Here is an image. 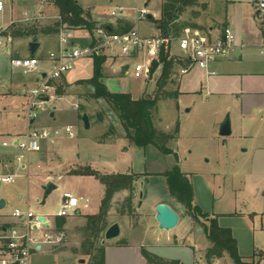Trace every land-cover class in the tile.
Here are the masks:
<instances>
[{"label": "rangeland", "instance_id": "374dc122", "mask_svg": "<svg viewBox=\"0 0 264 264\" xmlns=\"http://www.w3.org/2000/svg\"><path fill=\"white\" fill-rule=\"evenodd\" d=\"M78 1L86 9L107 13L115 2L126 0H114V3L110 0ZM200 1L202 4L206 0ZM15 2L20 6L21 0H15ZM151 7H155V16H160L162 1L152 0ZM201 8V6L188 8L184 17L192 19V9ZM206 15L208 17L205 19L201 17L199 21L206 25L212 24L213 13L210 11ZM146 24L144 23L143 26ZM51 39L54 40L52 43L57 40L56 36H52ZM174 48L177 50L176 47ZM49 50L50 47L42 41L38 51L48 53ZM135 60H130L132 65ZM73 73L69 74L68 80L66 78L59 80V85H63V93L55 91L54 98L50 103L48 102L49 104L47 103L45 110L40 113L32 127L60 128L72 125L74 128L75 137L63 135L60 138L48 140L41 153L40 161L43 168L41 174L48 175V169H55L50 180L54 181L58 178V189L46 198L45 205H41L44 200V189L41 184L33 182L28 192L25 176L18 177L13 183H3L0 194L4 197L0 199V202L6 201L1 208L7 218L16 221V218L12 216L16 208L21 210L31 208L37 214L47 213L56 216L64 191H71L78 197H88L91 200L89 208L79 214L67 216L66 238L57 247L67 250V255L71 256L67 260L71 264H89L90 254L86 253L82 246L85 241L83 226L87 220L86 214H96L99 211L104 186L95 176L75 175L71 171L88 164L101 173L128 171L147 173L148 175L138 182L134 202L137 212L134 217L118 213V202L127 196V191L117 193L113 199L107 221L110 225L113 220L119 223L120 236L104 242L105 230L97 239H91L95 240L97 245L118 244L119 240L125 239L130 243H142L162 254L161 256L178 258L192 264H207L205 253L211 246L204 231L207 220L203 217L193 219L186 207L171 197L167 190L166 177L163 173L171 170L178 162L193 183L195 203L211 216L216 215L222 218L223 226H234L240 254L248 256L245 257V261L264 264V160L257 159L251 150L243 151L250 144L249 138L239 137L236 133L221 136L220 125H215L214 128L212 124L215 116L224 120L229 115L233 122V103L225 100L224 104L222 103L223 106L220 104L218 107L220 110L218 109L215 115L207 110L206 106L205 108L201 106L205 110L195 107L193 111L186 113L189 105L185 107L184 104L189 103V99L183 98L184 103L182 102L180 107H178L177 98L159 101L154 118L156 127L165 132H173L178 121L180 128L181 125L184 127L178 139L168 143V146L177 152L179 156L177 161L174 154H165L154 145L146 149L130 145L124 136L121 121L111 106L104 99L87 98L93 91V87L79 82L92 76L93 60L91 58L76 61ZM159 74L160 71L156 74L151 72V76L146 80L144 77L137 78L132 73L124 74L117 66L111 67L107 63L104 64L103 81L111 91L131 92L138 98L155 93ZM16 90L17 87L14 88L15 93ZM67 95L70 96L65 97ZM13 100L17 110L22 109V97L18 93ZM74 104H82L85 108H76ZM227 104L230 105V109L224 111ZM54 105L56 108H53ZM53 110L55 115L51 116L50 113ZM84 113L89 115L91 121L89 129L85 128L82 120ZM97 114H100L102 120L98 119ZM254 114L256 121H252L253 124L264 128V108L255 110ZM200 120L203 124L197 125ZM103 137L105 140L101 142L99 139ZM58 171H61V177L57 176ZM22 182L24 184L21 188ZM140 191H143L142 196ZM20 195L23 197L20 198ZM159 199L170 200L180 213L179 224L172 230L183 235L180 245L169 237V231L159 228L155 218L156 207L154 208L155 202ZM236 213L237 218H233ZM215 262L216 264H234L228 254Z\"/></svg>", "mask_w": 264, "mask_h": 264}, {"label": "crops", "instance_id": "0c3cea01", "mask_svg": "<svg viewBox=\"0 0 264 264\" xmlns=\"http://www.w3.org/2000/svg\"><path fill=\"white\" fill-rule=\"evenodd\" d=\"M4 1L5 8L3 11H0V28L8 27L7 35L10 36V39L7 40L5 54L0 57V156L12 157L20 152L18 147L15 145L17 140L22 139L26 131L33 127L39 116L29 122L24 115L29 99L24 90L36 83L37 76L36 74L26 75L21 69L13 67L11 64V59L18 56L32 55L30 53L29 46L32 41H38L40 46L42 41H44L47 46L50 47V50L56 49L58 47V32L53 35L40 33L38 35V39L34 40L32 36H12L11 27L14 25L26 26L28 24H34L24 23L21 21L25 11H42L43 13L52 16L57 14L58 10L54 5L47 3L46 0H21L20 6H18L19 3L17 4L15 0ZM110 1L111 3H114V0ZM161 1L163 3V0ZM199 2L201 4L200 0ZM203 3L206 4V8H201L202 10L197 9L198 16L192 17L193 20L190 18L193 23L198 25V27L194 28L199 29L205 34H209L210 36H215L225 26H230L233 29L236 37L234 49L228 57H224L212 62L208 68L194 66L190 67L184 73L181 72V69L182 67L186 66V63L177 59L174 69V78L172 80V82L175 83H172L170 87L172 89H178L179 91V95L177 97L179 103L178 107L181 106L183 98L189 99L190 102H187L188 104H184L185 107L189 105V107L186 109V113H190L195 107L199 108L203 106L205 108L206 106L207 110L212 111L216 115L220 110L218 108L220 107V104L223 106L222 103L224 104L225 100L228 102L231 101V103H233V122H231L232 134L236 133L239 137L249 138L250 144L243 151L247 152L251 150L257 159L264 160V128L259 125H254L252 122L256 121L254 116L255 110L264 108V57L260 52L262 28L260 22L255 17V0H206L203 1ZM137 4L138 3L134 0L119 1L115 2V4H113L110 9L116 5H127L129 7H134ZM139 4H141V2H139ZM200 4L199 6L202 7V4ZM151 6L152 1L149 3V8L153 18L141 23L142 32L146 35L155 34L159 30L153 19L160 18L161 13L160 16L156 17L154 11L155 7L152 8ZM82 8L84 7L82 6ZM84 9H89L87 11L91 13L92 19L96 22V25H101L109 21H115L109 16L110 9L107 13L97 12L95 9L92 10L90 8ZM210 11L213 13V16H211L212 24L206 25L201 23L199 18L203 17L205 19L208 17L206 14H208ZM128 13L130 16H132L134 14V10L129 9ZM182 19L188 20L184 17V15L182 16ZM55 23V19L52 18L48 21L38 22L37 24L40 26H51ZM144 23L147 24L143 26ZM147 26L150 27L147 28ZM81 27L82 26L75 30V40L81 44H87L92 37V31ZM52 36H56L57 38L55 43H52V41H54L51 39ZM175 51L177 50H174V52ZM34 55L40 56L41 58H46L47 52H39L37 50ZM107 63L110 64L111 67L117 66L116 64L110 62H106L105 64ZM69 74H74L73 70L68 72L59 80L65 78L68 80V76H70ZM144 78L146 79V77ZM86 79L89 78H85L84 80ZM59 80L56 81V85H59ZM15 87H17L16 93L22 97V109L19 110H17L13 100V98L16 96V93L14 92ZM68 96L70 95L65 97ZM45 107L40 111V113L45 110ZM54 107L56 108V105H54L53 108ZM204 108L201 107V109ZM229 109L230 105L227 104L224 108V111ZM54 110L51 111V116L55 115ZM222 122L223 120L220 118H217L216 116L213 117L212 124L214 128L215 125L221 126ZM198 124H203L202 120L198 121L197 125ZM183 128L184 127L181 125V132ZM5 141H13L14 145L4 146L3 142ZM46 143L47 141L43 143V149ZM43 149L41 152L32 153V155H29L28 157L29 171L28 176L25 177V180L27 178L26 182L28 192L31 189V184H33V182H37L38 185L41 184V187L43 188V185H45L48 181H53L50 180V178L52 173L55 172V169H48V175L44 176L41 174V170L43 168L40 160ZM19 166L20 170L25 172L23 171L26 169L24 167L25 163H21ZM58 166H60V164ZM56 174L57 176H62L61 171L56 172ZM21 178H24V176ZM57 179H55L53 182L58 185ZM23 184L24 183L22 182L20 187ZM1 186L2 184H0V188ZM2 197H4L3 194H0V199ZM22 197L23 196L20 195V198ZM162 202L168 203L173 209L177 211L180 216V213L175 208V206L171 204L170 200L167 199L157 200L154 204V208ZM45 204L46 198L42 201L41 205ZM1 207L3 206H0V258L4 255V251L6 250V239L3 236L7 229L15 222L14 220L9 219V217L7 218L6 214L2 212L3 208ZM83 210L84 209L78 210L76 213L79 214ZM38 214L46 216L53 224L51 229H56L55 216H51L47 213ZM233 218H237V213L233 215ZM221 221L222 218L219 217V222L222 225ZM114 222L115 220H113V223ZM230 228L233 230V233L236 237L234 226H231ZM65 229L66 225L64 226L63 230L65 231ZM169 232V237H172V240H174L178 245L182 244L180 240L183 238V235L181 236L172 230ZM142 246L146 245L142 243L130 242H128L126 245H105V264H146V259L144 258L141 251ZM53 248V245L46 244L41 248V250L33 251L32 264H71L70 261L67 260L71 256H68L66 251L54 252ZM148 248L151 251L162 255L159 252L152 250V248ZM212 264H216V262H213ZM258 264H260V262Z\"/></svg>", "mask_w": 264, "mask_h": 264}, {"label": "built area", "instance_id": "2783aa9c", "mask_svg": "<svg viewBox=\"0 0 264 264\" xmlns=\"http://www.w3.org/2000/svg\"><path fill=\"white\" fill-rule=\"evenodd\" d=\"M134 1L138 3L134 7L116 5L110 9L109 16L115 21L96 25L91 29L92 37L87 44L75 40V30L80 27L69 25L61 14L51 16L42 11L24 12L21 20L24 23H38L52 18L58 23V47L49 50L46 58L27 55L11 59L13 67L21 69L26 75L37 76L36 83L24 90L29 98L24 114L27 121L31 122L39 116L40 111L54 98L57 90L56 81L73 70L76 61L82 58L102 57L105 63L116 64L124 74L132 73L137 78H147L151 76V67L155 61L160 60L163 50L169 51L176 59L186 63L181 69L182 73L194 66L208 68L212 62L228 57L232 53L236 37L230 26H225L215 36L205 34L191 26H186L179 34L168 36L163 35L160 29L155 34H144L141 23L148 20L149 3L152 0ZM4 8L5 1L0 0V11ZM129 9L134 10L132 16L128 13ZM255 17L262 28L260 52L264 57V0H255ZM120 19L131 22L132 26L124 31L113 30V27L117 28ZM7 30L8 27L0 28V57L5 54L7 40L10 39ZM174 47L177 48L175 52ZM131 59H136L133 65ZM125 65H129L127 70L123 69ZM158 71H154L153 74ZM74 106L78 108L79 105ZM63 135L75 137L73 126L29 128L15 144L20 150L18 154L12 157L0 156V184L13 183L18 177H27L29 155L41 152L45 141ZM3 145L14 144L13 141H5ZM21 163H25V172L20 170ZM89 205L88 197H78L71 191H64L62 203L55 217L70 216L78 210L88 208ZM12 216L16 221L3 236L6 239V250L0 258V264H32L33 251L41 250L46 244L60 245L66 238L64 230L51 229L53 227L51 221L46 216L35 213L31 208L26 210L16 208ZM40 217L45 219L42 220Z\"/></svg>", "mask_w": 264, "mask_h": 264}, {"label": "trees", "instance_id": "16d2710c", "mask_svg": "<svg viewBox=\"0 0 264 264\" xmlns=\"http://www.w3.org/2000/svg\"><path fill=\"white\" fill-rule=\"evenodd\" d=\"M47 3L54 5L58 13L62 15L65 22L73 27H85L89 30L96 26L91 13L82 8L78 0H46ZM199 0H163L161 16L153 19L154 23L163 35L179 34L186 26L198 27L190 19L183 20L182 16L188 8L199 6ZM206 8V4H202ZM198 11L192 9L191 17H197ZM132 26V23L124 19L118 20L115 31H124ZM58 23L51 26H40L37 23L26 26L14 25L11 27V34L14 37L32 36L38 39L40 33L46 35L56 34ZM177 59L169 51L163 50L159 61H155L151 71H160L156 83V90L153 95H145L138 98L133 97L130 92L111 91L103 81L105 59L96 57L93 59V75L79 83L90 84L93 91L87 98L104 99L118 115L124 128V136L130 145L146 149L150 145L156 146L165 154H174L177 161L179 156L168 146L172 140H177L180 133V123L177 122L173 132L159 130L155 125V114L157 113L158 103L162 99L177 98L178 89H172L170 85L174 78V69ZM63 85H57V91L63 93ZM78 108L84 109L85 106L79 104ZM102 114V113H101ZM113 128V127H112ZM99 140L104 141V137ZM75 175H91L99 179L104 186L101 197L100 209L96 214H86V223L83 226L85 241L82 246L85 252L90 254L89 264H105V245H97L95 240L110 224L107 216L111 209L115 195L121 191H127V196L118 202V213L134 217L136 215L135 198L137 196L138 182L147 176V173L135 172H111L101 173L90 165L71 171ZM166 177L167 190L171 197L181 202L187 209L188 214L193 219L203 217L206 219L204 231L211 242V246L206 249L205 259L208 264H212L217 259L223 258L228 254L234 264H258L245 261V257L240 254L238 240L230 227L222 226L219 216H211L204 211L200 205L195 203V192L193 183L188 175L181 169L178 162L171 170L163 173ZM67 223V217H56L55 226L57 230H63ZM89 243V244H88ZM119 245H126L128 241L121 239ZM54 252L67 251L54 246ZM76 252L75 249H72ZM142 254L146 259V264H187L178 258L161 256L151 251L147 246H142Z\"/></svg>", "mask_w": 264, "mask_h": 264}, {"label": "water", "instance_id": "95a60500", "mask_svg": "<svg viewBox=\"0 0 264 264\" xmlns=\"http://www.w3.org/2000/svg\"><path fill=\"white\" fill-rule=\"evenodd\" d=\"M147 6V3L145 4ZM148 19H152L153 15L151 13L147 14ZM30 53L34 55L38 48L40 47V43L38 41H32L30 43ZM129 65H125L123 67L124 70H127ZM45 75V74H44ZM53 114V113H52ZM99 120H102L100 114H97ZM82 120L86 129H89L91 126V121L89 115L84 113L82 115ZM220 135L221 136H229L232 134L231 127V119L230 116L227 115L220 126ZM58 188V185L53 181H48L45 185H43L44 189V199L47 198L51 192ZM143 195V191H140V196ZM5 201L2 200L0 202V206H4ZM155 218L158 222L159 228L163 230H173L177 227L180 221V216L175 209H173L168 203L162 202L156 206V215ZM40 219L44 220V217H40ZM121 234V227L119 223H112L105 231V239L104 242L116 239Z\"/></svg>", "mask_w": 264, "mask_h": 264}]
</instances>
